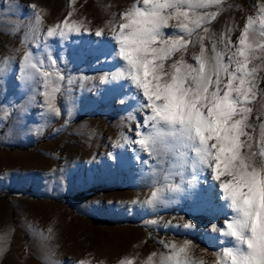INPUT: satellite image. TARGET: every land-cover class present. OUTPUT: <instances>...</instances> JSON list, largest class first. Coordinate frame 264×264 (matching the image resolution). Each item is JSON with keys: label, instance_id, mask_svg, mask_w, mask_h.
<instances>
[{"label": "snow or ice", "instance_id": "obj_1", "mask_svg": "<svg viewBox=\"0 0 264 264\" xmlns=\"http://www.w3.org/2000/svg\"><path fill=\"white\" fill-rule=\"evenodd\" d=\"M225 2L134 0L116 14L118 19L111 25L113 52L103 61L121 63L101 75L99 82L124 80L136 90L128 100L137 101L136 113L142 118L131 115L135 128L122 135L123 143H113L114 148L131 146L140 178L152 188L145 200L134 199L132 204L148 211L168 208L181 195H190L200 176L210 171L230 210L223 226H211L221 244L215 264H264V124L259 126L254 150L256 124L252 120V104L264 94L259 87L264 65L254 64L264 60V3L257 6L255 15H247L234 42L233 28L218 38L211 28ZM8 3L11 6L16 0ZM29 7L37 9L35 4ZM71 16L44 32L40 11H34V19L25 26L18 64L15 56L0 57V83L15 66L19 90L30 93L19 106L22 119L35 106L42 118L64 114L67 125L77 110L74 85L79 83L83 90L88 78L74 74L50 43L88 31L82 20L69 22ZM19 27L13 25V34ZM94 34L101 37L103 29L97 28ZM197 47L198 51H190ZM37 96L43 99L38 101ZM58 98L64 100L63 108ZM15 107V101L0 106V120H6ZM30 131L40 135L43 126ZM109 157L115 159L111 152ZM148 223L161 221L153 218ZM166 226H172L171 221ZM183 227L195 226L189 221ZM162 243L166 251L150 253L143 264H197L187 256L188 242ZM118 264L135 262L124 257Z\"/></svg>", "mask_w": 264, "mask_h": 264}, {"label": "rangeland", "instance_id": "obj_2", "mask_svg": "<svg viewBox=\"0 0 264 264\" xmlns=\"http://www.w3.org/2000/svg\"><path fill=\"white\" fill-rule=\"evenodd\" d=\"M133 2L16 0L11 6L8 0L0 3V57L15 56L17 64L24 51L21 41L25 26L34 19V11H40L44 32L64 21L69 13V22L82 20L88 29L78 35L70 34L63 42L50 41L58 59L62 56L74 74L88 78L83 90L79 83L74 85L78 105L67 125L64 114L42 118L35 106L26 118H21L19 106L30 93L19 90L15 66L5 82L0 83V106L12 105L13 101L16 105L6 120H0V264H17L19 249L35 258L37 264H118L124 257L143 264L150 253L166 251L162 242L177 241L188 242L190 260L215 264V253L221 244L219 233L211 226H223L230 210L221 200L218 182L212 180L210 171L200 176L190 195H181L172 206L143 210L132 201L145 200L152 188L140 178V166L133 162L131 146L113 147L115 141L124 142L122 135L130 127L135 128L136 121L129 117L136 114L142 118L141 113H136L137 101L128 100L136 95V90L127 81L99 82L101 75L121 63L103 62L113 52L111 28L106 25L115 23L116 14ZM260 3L264 0H226L221 14L211 24L217 38L233 28L231 39L235 42L247 15H255ZM33 4L36 10L29 7ZM15 24L20 27L13 34ZM97 28L103 29L101 37L94 34ZM254 64L264 65V60ZM259 75L264 76V67ZM259 87L264 90V81ZM42 99L37 96L38 101ZM121 99L127 102L121 104ZM58 103L64 107L63 99L58 98ZM252 107L255 150L260 139L259 126L264 124V94ZM36 126H43L42 134H32L30 130ZM56 129L60 131L57 133ZM110 152L115 159L109 157ZM153 218L161 223H148ZM168 221L172 226H166ZM189 221L195 226L193 229L183 227ZM49 235L50 239L43 238Z\"/></svg>", "mask_w": 264, "mask_h": 264}, {"label": "bare ground", "instance_id": "obj_3", "mask_svg": "<svg viewBox=\"0 0 264 264\" xmlns=\"http://www.w3.org/2000/svg\"><path fill=\"white\" fill-rule=\"evenodd\" d=\"M108 18V17H107ZM108 21V20H107ZM111 25H112V22H108L107 23V25H106V27L107 28H111ZM194 51H198V47L196 48V49H194ZM28 99V98H27ZM26 102V101H25ZM52 218V217H51ZM47 220V219H46ZM46 222V221H45ZM52 222V221H51ZM49 223V222H48ZM50 224V223H49ZM49 226V225H48ZM102 232V231H101ZM100 234V233H99ZM103 234V233H102ZM110 235V238L113 236V235H111V233L110 234H108V236ZM45 237V236H44ZM106 238V237H105ZM114 238V237H113ZM97 239V238H96ZM114 240V239H113ZM76 242V241H75ZM176 243H178V244H184L185 242H183V241H177ZM72 245V244H71ZM77 245H78V243H77ZM76 245V246H77ZM74 247V246H73ZM78 247H79V245H78ZM187 248H188V250L189 249H191L190 248V246H189V244H187ZM76 250H77V248H76ZM75 250V251H76ZM18 252H17V254H16V259H17V264H37L35 261H34V259L32 258V256H30L26 251H23V250H17ZM45 252V251H44ZM34 256V255H33ZM78 256H80V254H78Z\"/></svg>", "mask_w": 264, "mask_h": 264}]
</instances>
